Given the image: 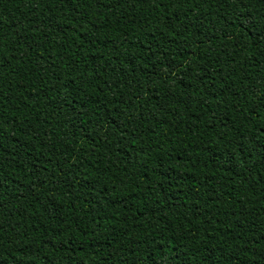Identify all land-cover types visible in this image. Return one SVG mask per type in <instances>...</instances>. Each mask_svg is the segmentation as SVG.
<instances>
[{
	"label": "trees",
	"instance_id": "16d2710c",
	"mask_svg": "<svg viewBox=\"0 0 264 264\" xmlns=\"http://www.w3.org/2000/svg\"><path fill=\"white\" fill-rule=\"evenodd\" d=\"M0 264H264V0H0Z\"/></svg>",
	"mask_w": 264,
	"mask_h": 264
}]
</instances>
